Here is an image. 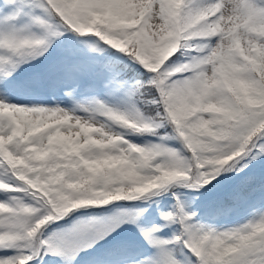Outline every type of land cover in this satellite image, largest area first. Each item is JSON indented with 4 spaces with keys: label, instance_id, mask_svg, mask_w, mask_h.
Instances as JSON below:
<instances>
[{
    "label": "snow or ice",
    "instance_id": "obj_1",
    "mask_svg": "<svg viewBox=\"0 0 264 264\" xmlns=\"http://www.w3.org/2000/svg\"><path fill=\"white\" fill-rule=\"evenodd\" d=\"M0 264H264V0H0Z\"/></svg>",
    "mask_w": 264,
    "mask_h": 264
}]
</instances>
